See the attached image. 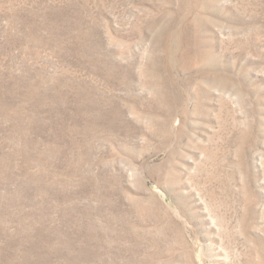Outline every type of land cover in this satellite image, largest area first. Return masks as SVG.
<instances>
[{"label":"rangeland","instance_id":"obj_1","mask_svg":"<svg viewBox=\"0 0 264 264\" xmlns=\"http://www.w3.org/2000/svg\"><path fill=\"white\" fill-rule=\"evenodd\" d=\"M0 264H264V0H0Z\"/></svg>","mask_w":264,"mask_h":264}]
</instances>
